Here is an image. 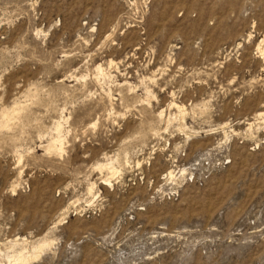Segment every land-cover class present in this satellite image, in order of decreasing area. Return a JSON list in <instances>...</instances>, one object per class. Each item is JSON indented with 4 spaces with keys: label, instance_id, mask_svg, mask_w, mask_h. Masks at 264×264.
<instances>
[{
    "label": "rangeland",
    "instance_id": "obj_1",
    "mask_svg": "<svg viewBox=\"0 0 264 264\" xmlns=\"http://www.w3.org/2000/svg\"><path fill=\"white\" fill-rule=\"evenodd\" d=\"M258 45L264 0H0V264H264Z\"/></svg>",
    "mask_w": 264,
    "mask_h": 264
},
{
    "label": "bare ground",
    "instance_id": "obj_2",
    "mask_svg": "<svg viewBox=\"0 0 264 264\" xmlns=\"http://www.w3.org/2000/svg\"><path fill=\"white\" fill-rule=\"evenodd\" d=\"M261 45V44H260ZM260 45H258L257 46V49L260 51V54L262 55V56H264V53L262 52L263 50H261V48H260ZM96 69V68H95ZM97 70V69H96ZM102 70V69H101ZM95 73H96V71H95ZM99 74V73H98ZM100 75V74H99ZM100 77H102V76H100ZM105 77V76H104ZM146 89V88H145ZM144 91V90H143ZM146 92V91H145ZM152 92V91H151ZM173 104V103H172ZM170 105H171V103H170ZM169 105V106H170ZM173 105H175V104H173ZM168 106V105H167ZM176 107H177V109H178V111L182 114V109H181V107L180 106H177V105H175ZM171 107V106H170ZM163 112V111H162ZM161 112V113H162ZM5 113V112H4ZM6 114V113H5ZM160 115H162V114H160ZM260 115H262V112L261 113H258V116H260ZM5 117V116H4ZM162 117V116H161ZM170 117V116H169ZM169 117H167V118H169ZM6 118H7V116H6ZM180 118V117H179ZM58 122V121H57ZM168 122H169V120H168ZM249 125H251L252 124V121L251 122H249L248 123ZM185 125V124H184ZM252 127V126H251ZM60 128H61V126H60ZM251 129V128H250ZM55 130L56 131H58V127H56L55 128ZM61 130V129H60ZM55 135V134H54ZM51 137V136H50ZM59 137H60V135H59ZM59 137L58 136H56V138L54 139V141H51L50 142V140H49V143H47V145H46V147H54V148H56V150H58V151H60L61 150V148L63 147H60V140H59ZM64 138V137H63ZM62 140V139H61ZM58 143V144H57ZM62 144V143H61ZM54 150V149H53ZM55 150V151H56ZM98 166V168L99 169H107V170H109L110 172H111V174H115V173H117V171L112 167V165H111V163L109 162V163H103V164H98L97 165ZM182 172H183V170H182ZM167 173V175L172 179V171H168V172H166ZM167 175H166V177H167ZM104 181H106V182H109V180L108 179H105ZM89 187V186H88ZM41 239V238H40ZM39 239V241L38 240H36V241H38V242H36V241H34V242H36V243H34V244H30L31 246L28 248V249H26L23 245H22V247H18L19 249H17V250H15L14 249V246L15 245H18V244H13V242L11 243V251H12V253L10 254V255H6L7 257H6V260H7V263L8 264H29L32 260H34V259H36L44 250H46L49 246H50V244H51V242L49 241V240H44V238L42 239V240H40ZM48 239V238H47ZM16 240V239H15ZM11 241V240H10ZM26 246V245H25ZM16 247V246H15ZM27 247V246H26ZM2 253V252H1ZM7 254V253H6ZM5 255V254H4Z\"/></svg>",
    "mask_w": 264,
    "mask_h": 264
}]
</instances>
